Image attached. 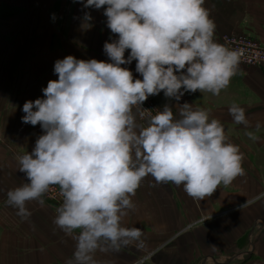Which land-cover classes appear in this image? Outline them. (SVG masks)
<instances>
[{
    "label": "clouds",
    "instance_id": "obj_1",
    "mask_svg": "<svg viewBox=\"0 0 264 264\" xmlns=\"http://www.w3.org/2000/svg\"><path fill=\"white\" fill-rule=\"evenodd\" d=\"M81 2L84 9L103 6L116 34L103 44L108 59H57V79L47 82L42 97L24 102L22 122L39 124L43 134L31 152L16 155L27 182L9 189L5 203L25 219L28 202L43 206L57 186L62 199L53 223L75 241L65 264H98V252L144 247L142 229L128 226L126 217L147 176L202 200L245 174L244 153L225 125L208 108L179 103L196 91L218 96L238 74L242 50L216 39L205 0ZM92 19L85 11L82 26L90 28ZM133 60L140 78L122 67ZM161 92L169 103L155 112L143 106ZM228 111L247 128L243 106L233 102Z\"/></svg>",
    "mask_w": 264,
    "mask_h": 264
},
{
    "label": "crops",
    "instance_id": "obj_2",
    "mask_svg": "<svg viewBox=\"0 0 264 264\" xmlns=\"http://www.w3.org/2000/svg\"><path fill=\"white\" fill-rule=\"evenodd\" d=\"M63 2L0 0V264H65L75 245L72 236L53 223V203L44 198L43 206L29 201L31 214L25 219L5 203L9 189L27 182L18 170L16 155L31 152L36 138L43 134L39 124L22 122L24 102L42 97V88L50 79H57L53 71L57 59L71 54L79 59L107 60L103 44L116 35L106 26L103 6L97 9L92 26L85 28V9L81 3L76 8L73 1L71 19L63 25ZM205 7L214 18L220 43L222 35L244 33L264 44V0H205ZM34 9L42 13L39 21L32 15ZM135 63L133 60L122 67L140 78ZM149 97L161 107L169 103L163 92ZM184 102L208 108L211 116L225 125L230 140L244 153L245 174L229 185L221 184L202 200L189 196L182 186L156 184L147 176L132 197L135 209L126 217L128 226L142 229L144 247L132 244L119 251L98 252V264H193V246H199L204 257L212 258L235 246L238 255L249 252L240 260L215 259L205 264H264V70L241 62L238 74L218 96L196 91L185 93L179 103ZM233 102L246 109L247 128L232 121L228 108ZM246 131H252L256 139H250ZM194 219L215 222V228L187 231L184 244L177 247L168 243L186 221ZM224 238L230 245L222 248L219 244L226 243ZM178 252H182L180 258Z\"/></svg>",
    "mask_w": 264,
    "mask_h": 264
},
{
    "label": "rangeland",
    "instance_id": "obj_3",
    "mask_svg": "<svg viewBox=\"0 0 264 264\" xmlns=\"http://www.w3.org/2000/svg\"><path fill=\"white\" fill-rule=\"evenodd\" d=\"M50 1V0H49ZM64 2H63V4H64V9H63V12L61 13V20H62V22H63V25H65L64 24V21H66V20H68V18H70L71 19V16H72V10H74V6H73V1L74 2H76V4H74V5H76V8H78V5H79V3H81L82 4V2H81V0H63ZM36 2V1H35ZM43 3V2H46V0H38V3ZM37 3V2H36ZM39 3V4H40ZM50 3V2H49ZM78 4V5H77ZM75 8V9H76ZM84 8H82V10H83ZM85 11H88L90 14H91V16H92V18L94 19V16H95V18H97V16H96V13H97V9H95V8H91V7H89L88 9H85L84 10V12ZM32 15L34 16V19L35 20H37V21H39L40 19H41V15H42V13H41V11L40 10H38V9H34V11H32ZM56 15V14H55ZM40 16V17H39ZM57 16V15H56ZM69 16V17H68ZM37 17H39V18H37ZM37 29H39V28H37ZM227 222V221H226ZM186 225L184 226V227H182L179 231H178V233H176V235L175 236H173V237H171V241H169L168 243H171L172 245H176V247L179 245V244H184V239H185V237L187 236V231L189 232V231H194L193 233H195V231L197 230V231H200L201 229H204V231H206L205 229L206 228H212V227H214V225H213V223H215V222H211V221H207V220H198V219H194V220H192V221H186ZM259 224V223H258ZM215 228V227H214ZM230 237V236H229ZM225 240L224 241H226V243H224L223 241H220V247H221V245H222V248H225V247H227V246H229L230 245V241H228V240H226V238H224ZM161 240H163V239H161ZM167 240V239H166ZM228 241V242H227ZM223 243H224V245H223ZM245 244H247L248 245V242H246ZM246 245V246H247ZM219 247V246H218ZM193 248H196L194 251H193V255H192V260L194 261V260H196L193 264H205V263H211L212 262V260H215V259H217V260H219V261H223V262H229V261H231V259L233 260H240V259H242L243 257H245V256H247V254L249 253V252H241L239 255L237 254L238 252H236V251H238V248L235 246V248H234V250H232V251H229V252H225V249H223L222 251H219L217 254H218V257L217 258H212V257H204L203 256V252H199V251H201L200 250V248H199V246H197V247H195V246H193ZM180 253H182V252H178L177 253V258H180ZM236 255H237V257H236ZM139 260V259H138ZM178 260V259H177Z\"/></svg>",
    "mask_w": 264,
    "mask_h": 264
},
{
    "label": "built area",
    "instance_id": "obj_4",
    "mask_svg": "<svg viewBox=\"0 0 264 264\" xmlns=\"http://www.w3.org/2000/svg\"><path fill=\"white\" fill-rule=\"evenodd\" d=\"M223 44L242 50L241 62L259 66L264 70V44L258 39L250 37L244 33H231L221 36ZM143 106L148 109H153L161 106L152 98L148 97L144 101ZM49 203H53L54 208L61 203V197L59 194V188L57 186H51L48 192L43 197Z\"/></svg>",
    "mask_w": 264,
    "mask_h": 264
}]
</instances>
